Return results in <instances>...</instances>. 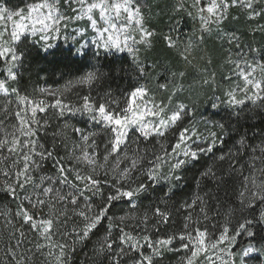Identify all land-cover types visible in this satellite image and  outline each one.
Wrapping results in <instances>:
<instances>
[{
	"label": "snow or ice",
	"instance_id": "6c2138e0",
	"mask_svg": "<svg viewBox=\"0 0 264 264\" xmlns=\"http://www.w3.org/2000/svg\"><path fill=\"white\" fill-rule=\"evenodd\" d=\"M145 3L0 0V192L15 204L0 208V264H72L90 241L91 264H158L166 252L180 254L177 264H264V235L257 240L255 230L264 225V133L258 142L240 135L217 155L223 140L210 129L205 135L194 106L181 99L183 71L166 70L155 90L139 83L156 68L141 50L159 40L189 63L215 34L238 51L235 59L227 52L228 85L211 107L264 110V62L249 60L239 37L222 29L233 10L234 18L264 20V0H174L167 32L152 25ZM185 16L198 26L191 34L183 32ZM252 31L264 32V24ZM30 49L66 52L83 68L62 84L21 91L13 85ZM117 54L131 57L136 84L120 96L93 95L109 75L98 65ZM203 84L215 85V74ZM78 116L87 117L82 126ZM209 154L197 188L214 182L215 194L198 191L178 208L167 193L142 202L154 185L179 181L178 171Z\"/></svg>",
	"mask_w": 264,
	"mask_h": 264
},
{
	"label": "trees",
	"instance_id": "16d2710c",
	"mask_svg": "<svg viewBox=\"0 0 264 264\" xmlns=\"http://www.w3.org/2000/svg\"><path fill=\"white\" fill-rule=\"evenodd\" d=\"M11 3L21 4L22 6V0H11ZM160 5H156V7ZM168 5H166L165 9L159 8L160 12L155 17V20L152 21V25L161 32H167L168 30L169 17L171 15V8L167 7ZM237 16L238 13L233 10L232 15L223 24L225 30L227 32H238L243 42L247 43L252 49H256L255 53L259 54V58L264 61V32L252 31V28L256 27L263 20L249 22L243 15L234 18ZM197 27L191 18L184 17L182 29L185 34H191ZM197 35H199L198 32ZM224 46L225 42L215 34L206 35L203 42L189 56L190 62L186 63L176 54L175 50H169L162 41L157 40L154 42V46L146 52L145 62L156 64V68L154 70L151 69V77L159 73H161L160 77H162L163 74H166V70L174 72L183 71L185 77L181 82L186 84L195 74V70L199 68L205 69L209 74L214 73L215 77L219 73H222L219 71L218 65L224 61L227 52ZM63 47L66 49L67 45H63ZM117 55L119 58L109 55L107 59L101 60L98 65L100 70L109 75L108 79L103 82V86L98 87L93 92V95L96 92L103 94L105 90H110L114 95L120 96L121 94H126L131 86L136 84L138 74L134 70L131 57H128L126 54ZM93 63L96 62L93 61ZM82 68L83 65L68 57L66 52L64 54L57 53L45 56L42 50L30 49L29 55L20 69L19 83L13 86H18L21 91L27 90L28 92H31L34 87L55 86L56 83L62 84L64 80L77 75ZM146 78L139 79V83H145ZM216 89V85L214 87L207 85L201 94L185 97V100L194 106L195 113L205 114L209 120L213 121L214 125H224L223 130L218 127V136L221 137L223 143L217 144L216 154L218 155L221 151L226 152L229 148H232L240 135L245 133L249 137H255L256 142H258L260 134L264 133V110L256 108L250 111L249 109H252L251 104L246 105L243 111L240 109H225L221 106L210 110L211 99L218 92ZM85 120H87V117L78 116L74 122L82 126ZM88 127L91 129L90 122ZM61 154L63 153L61 152ZM211 163L212 154L201 156L198 161L192 162L176 173L181 176L179 181L173 180L171 185L167 181H163L142 194V202L147 204L150 201H158L160 197L165 196V193H167L170 205L178 208L184 200L189 199L198 191L200 194H203L204 191L212 189L215 194L214 182L204 181L201 184V188H197L200 173L206 165ZM46 169L49 172L53 170L51 162L46 165ZM227 183H231V181H227ZM170 186L172 187V191L168 192ZM219 195L223 197V190H221ZM212 203L214 202L210 200L209 204L211 205ZM4 206L14 209L15 204L6 193L0 192V208ZM180 220L181 216L174 215L173 223L176 227H179ZM4 226L5 220L3 217H0V231L4 229ZM255 230L258 233L257 240H259L260 236L264 235V225H257ZM3 247L4 245L0 244V249H3ZM91 249L92 242L90 241L86 246L77 250L72 264H91ZM0 255H2V252H0ZM179 255L173 252H166L162 259L157 258V262L158 264H177Z\"/></svg>",
	"mask_w": 264,
	"mask_h": 264
},
{
	"label": "rangeland",
	"instance_id": "374dc122",
	"mask_svg": "<svg viewBox=\"0 0 264 264\" xmlns=\"http://www.w3.org/2000/svg\"><path fill=\"white\" fill-rule=\"evenodd\" d=\"M173 3H174V0H146L145 12L150 15L151 23H152L153 20H155V17L160 12L159 8L165 9L167 4H169L167 7L172 8V4ZM159 4H161V5L159 7H156V5H159ZM263 21L260 22L259 24H263L264 23ZM222 29L224 31H226L223 25H222ZM228 33H233V34H235L236 36L239 37L240 43H241V45H243L242 51L247 54V58L249 60L255 59L258 62H264L263 60H261L259 58V54L255 53V52H249V46L247 45V43L243 42V40L241 39V36H240V34L238 32L228 31ZM61 43H62V41H61ZM224 47H225L227 52H228L229 49H231L232 57H233V59H235L236 55H237V51H238L235 48V46L234 45H229L227 42H225V46ZM147 51L141 50V53H140V59L141 60L145 61V54H146ZM227 52H226V55L224 57V61L222 63L220 62L221 65L220 64L218 65V69L222 73H219L215 77L216 78V84L215 85H216V88H217L216 90L218 91L217 93L214 94L215 96H221L222 97V91L228 85V81H226L224 79V77L229 73V70H230V67H231L230 65H226L225 64V59H226V56H227ZM145 63L151 64V62H145ZM150 72H151V69H149V74H148V76L146 78L147 79L146 82L142 83V84H147V86L149 88H152L153 90H155L156 82H157L158 78L160 77L161 73L157 74L154 77L153 76L151 77ZM211 74L212 73L209 74L205 69L199 68V69L195 70V74L188 80V82H186V84H183L181 82L183 84V88H184V91L181 94L182 101L184 103H186V104H189L185 100V97H192L195 94H201L203 92L204 88H206V86H207V85L203 84V80L207 79L208 76L211 75ZM164 75L165 74H163V76ZM211 86L214 87V85H211ZM157 95L159 96L160 94L157 93ZM214 95H213V97H214ZM213 97L211 99V103L214 102L213 101ZM190 106H193V105H190ZM221 107L225 108V109H228V108L224 107L223 105H221ZM209 109L213 110V109H216V108H212L211 105H210ZM194 115H195V119L200 122L201 131H204L205 135L207 134L206 129H210L212 131H215L217 133V135H218V133H219L218 127H215L213 121L209 120L205 116V114L195 113L194 112Z\"/></svg>",
	"mask_w": 264,
	"mask_h": 264
}]
</instances>
